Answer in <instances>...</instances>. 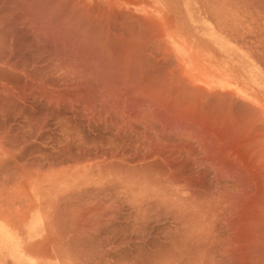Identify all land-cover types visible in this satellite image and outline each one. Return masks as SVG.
<instances>
[{"label": "rangeland", "instance_id": "rangeland-1", "mask_svg": "<svg viewBox=\"0 0 264 264\" xmlns=\"http://www.w3.org/2000/svg\"><path fill=\"white\" fill-rule=\"evenodd\" d=\"M52 2L54 5H52ZM49 5L50 6L52 5L51 7L55 6V8L54 7L51 8ZM46 6L47 7L49 6V9H47ZM227 7L229 9H227ZM72 8L73 9L75 8L76 10L74 9L75 11H73ZM103 8L104 11H102ZM40 9L43 11H41ZM98 9L99 11L101 9V11L99 12ZM84 10L86 11L88 10L87 12L89 13H91L90 11H92L91 13L92 16L93 14H96L94 15L96 17L97 14L101 15V16L98 15V17L103 16L102 18L105 20L103 22L104 23L103 26L104 28L105 27L108 28L105 29V33L106 30L109 31V29L112 30L114 28L113 29L114 31L112 30V34L114 36L115 34L114 32L116 30L118 32V33L116 32L117 36L113 37L111 32L109 33L107 32L108 34L111 35H109L110 38L108 37L109 40H106L107 36L106 37L104 36L108 34H104L103 32L104 29L103 31L101 29L99 30L98 29L99 25L97 26V29L99 30V32H102L104 36L101 35V33H98V30H97L98 35L95 34L96 32L94 31L96 29L94 26L95 24H97V22L95 20L94 21L96 23L93 22V20H91L92 18H89L90 20L89 19L86 20V23L87 26H89L88 27L89 30L94 28V31L92 29L90 32L88 28H86V31H83V29L80 26L83 27L84 23L79 20L77 14L80 15V13ZM73 12H75L77 16L73 14ZM73 15L76 17H74ZM109 17H112L113 20ZM75 18H77L76 19L77 21H75ZM73 19L75 22H77V24L79 23L78 27L76 23H73ZM69 21H71V23ZM66 22L67 24H65ZM90 22H93L95 24L91 23L92 27H90ZM111 24H114V26ZM115 25L118 27H116ZM74 26L76 27L74 28ZM110 26H112L113 28ZM121 29L124 31H122ZM93 35L95 37H93ZM96 36L99 39H101L100 37L103 36L102 37L103 40L101 39V41L103 42H104V38H106L105 40L107 42L111 40V42L113 43L115 41V43H113L115 47L117 45L116 41L118 42V39L119 40L123 39L122 43L119 41L116 47L117 50L115 49L116 52L118 51L119 55H116L117 53L113 51V53L117 57L119 56L118 59L129 58L133 53L135 56H138L136 57L137 59L142 58L143 60H140L141 61L140 62L138 59L137 62L138 64H135L133 63V60L135 59V56L133 55L131 57H134V59L133 58L130 59L131 57L129 58V60H131L132 63L129 60L127 61L129 63H127L125 62L127 59L125 61L124 59H122L123 62H125V66L122 65L123 67H125L123 68L125 69L124 72L122 71L121 68L122 66L121 67L119 65L116 66L120 68L121 71L120 70L119 71L122 72L120 73L118 69L114 66L118 62V59H116L117 57H115L114 54L112 55V53H110L109 51L110 49L111 51L114 50L115 47L112 44L114 48H110L111 45L110 43L107 42H106L107 44H105L104 42L103 45L100 44V46H98L100 42L96 41L98 40ZM111 36L113 37V39L117 38L118 36L119 38L113 40L111 39L112 38ZM138 37L140 38V40L142 39L141 40L142 43H139L140 42L139 40L134 41L135 39H138ZM126 41L127 42L129 41L128 44H130V42L132 41L131 43L132 45H134V47L137 46L139 48L140 46L141 49L139 50V52L141 51V53L138 52L140 55L138 53H137L138 55L135 54L138 51V50L136 51V49H134V51L136 52L132 51L131 53L130 50H133L132 48L134 47L131 46V44L126 47L127 44ZM96 42L99 43L97 44ZM120 43L126 47L127 52L130 51L128 53V54L131 53L130 55H128L129 57L126 55L127 53H125L124 50L125 47H123V45L121 46L124 48L122 50L123 52L120 51L122 49L119 45ZM256 43H258L259 47H261L259 49L260 52H258L257 55L260 58V60L263 57V61H264V55H263L264 54V0H51V2L50 0L49 1L48 0H0V108L2 109L4 108L3 109L4 115L2 116V118H4L6 122H9L12 128L18 127L20 125L21 136L26 137L27 141L36 139L37 141L41 142L43 171L44 172L53 171L57 173L59 177L58 186L60 188L74 187V188L84 189L83 192L84 196H80V198L83 199L85 203L101 206V215L105 213V219H106L105 231L107 236L106 247L108 254L114 253L115 251L120 252L122 254V260H121L122 264H166V262L168 264V262L172 260L171 257L173 255V251L170 249V244L168 240L164 239L166 237V232L164 233L163 226L168 225L165 224L166 222L168 223L164 215L165 213H162L164 210L162 211L161 208V210L159 209L161 211L160 212L159 210L155 209V206L152 204H148L142 207L137 206L136 202H134L132 199L133 196H131V193H129L127 190L123 188H118L117 186L114 185L113 182L108 183L109 181H111L108 175H106L108 173L105 174V172H101V170L111 169L120 172L121 174L123 173V175L130 174L133 171L131 170L132 166L136 165L132 159L140 154L141 148H143L142 151H144L145 149L144 141L146 140H144V138L146 137H144V135L148 134L149 131L148 129L152 130L154 128L155 130H160V131L162 130V132H160L161 134H163V130H164L165 136L167 137L169 136L170 138H173L172 136H174L175 134L174 131L175 132L180 131L179 128L181 127L179 124H176L177 118L174 115V113L178 114L177 112H175L176 110L173 111L174 110L173 108L170 110V112H168L167 107L164 104L165 101L162 102V104H164L165 106L161 105V102H159L162 101V99L166 98L167 93L166 95L164 93L166 91L167 92L169 91L167 90L168 88L167 85L164 84L165 83L164 81L166 80V83L171 84L173 83L171 82V79L175 80L176 77L179 78V75H181L188 82L187 84L188 86H190L189 84H193V83H194L193 86H196V82L194 81L193 77L189 72L190 69L189 66L191 65L194 68L199 67L201 70L202 80L212 79V78L219 80V83L230 87L228 89V93L234 96L233 97L228 95L227 98V96L225 95L222 94L220 95L219 93L217 94L212 92V95L215 96L211 100V98L209 97H211L212 95L210 93H205L206 95L204 94L203 97L208 96L207 97L208 100L207 101L205 100L203 103L205 107L204 110L203 108L200 107L201 109L200 114L201 113L204 114V112L208 113L207 111H209V109L212 108L211 105H215L216 102L215 107L213 106L215 109H217V111H214L215 115L216 112L218 113L221 112L224 115L225 113H223V110L224 107H226L227 105V103L226 105H223L225 104L224 103L225 101L223 100L224 102H222L221 100V98L224 97L223 99L227 98L226 101L228 100L227 102L230 103L227 105L229 107L228 109H232L233 110L232 112L235 111L233 115L235 114L236 115L234 117H236V119H238L237 117H240L239 120H237V123L241 119L243 120V122H241L242 120L240 121L242 123L240 127H242L243 124H245L244 121L246 120H248L249 122L252 121L249 120L248 118L250 119L253 118L254 124L251 122L253 125L252 126L250 125V127L252 128L253 126H256V128L253 127L251 129L249 126H244L245 128L243 127L242 129H246L245 130L247 131L246 133L250 131L251 133H248L250 134V136L252 134L253 137L254 136L256 138L259 137L257 140L258 141L257 145L258 146L260 145V149H258L259 148L258 147L254 150V152L253 151L251 152L252 154L250 153L251 154L250 160H255V162L260 161L259 165L262 167V171L261 173H253L248 171L249 169L247 168L246 164L241 163L239 165L240 162L239 159L241 157L238 158L239 156L236 157L234 154L231 155V158L229 159L231 160L229 161L227 166L229 168L226 171L221 170L222 166L220 165V163L222 164L223 162L225 163L224 157L226 156L227 150L228 149L231 150L232 145L236 142H239V137L241 136V134L239 133L241 129L237 131L240 128L239 125L238 127L236 125L235 126L233 125L234 128H231L230 127L231 124L230 125L227 124V122L230 121L226 118L227 115H224L223 117L222 115H220V113L217 114L218 116L216 118V123L219 122L218 126L220 125V121L221 123L224 122L223 118L227 120V122H224L225 123L224 124L225 128L223 127L224 129L221 127L223 126V124L219 126L223 129V131L221 130L223 134L216 133L217 134V135L215 134L216 137L213 136V143H214L213 145L216 146V148L218 149L217 151L218 154L215 156L216 157L215 163H217L216 167H218L217 174L214 173V170L210 166L209 168L208 165H206L209 164V162L203 161L201 159L202 156H200L199 154L200 150L197 149L198 147L196 146H194V148H196L194 153L195 152L196 153L194 156L191 155V157L190 156L188 157L189 160L190 158L193 159L190 161L187 159V165L189 171H192L193 173H199V175L203 174V176H205L203 180L206 181V184L209 186L208 188L210 190L212 189L211 192L213 194L216 193L220 194L222 201L226 198L225 202L227 201V204L225 202H222V205H224L225 208L223 206L222 207L224 210L225 209L226 210L222 211L223 209L221 208L222 210L217 212L219 213L218 215H220L218 216V218L220 219H218L217 223H219L220 220L221 221L220 224L214 222V225L215 224L218 225V226L217 225L214 226V228L216 227L215 229H217L219 226L221 225L223 226L224 224L226 225V227L223 226L222 229L224 231L226 228L228 232H226L225 230V235H224L223 234L224 232L221 233L222 229L221 231L218 229L220 232L217 230L218 234L221 235L223 234L222 236L219 235L220 238L222 237L220 239L221 242H218L219 240L218 234L215 236L216 239L213 238L211 241H209V239L208 240L202 239V240H198L195 244L194 240H190V244H187L185 246L187 247V249L184 252V257H183L184 264H216L218 261L219 263L217 264H227L228 262H230L228 264H244V263L264 264V258H263L264 252L263 253L260 252L261 250L260 247L264 250V224H263L264 220L261 221L262 222L261 225L255 221L254 214L257 212H255V208H253L254 204L256 206H259L258 209L262 213L261 217H264L263 216L264 215L263 212L264 164L262 165V163H264V158H262L264 157L262 156V153L264 155V150H263L264 148L263 147L264 146V138H263L264 137V69L262 66L263 63L254 61L252 58H248L247 60L246 53L239 54L238 53L239 51L237 49V48H246L247 50L249 49L248 51L250 52L252 51ZM101 45L103 46L102 49H104L107 46L109 50H107L108 48L107 49L105 48L104 50L107 51L105 53L103 52L104 50L101 51L103 52V54L100 51L97 52V50H102L100 48ZM118 47H120L119 48L120 50L118 49ZM175 48L179 50L178 53L176 52L178 50H175ZM99 52L101 53L103 59L100 58L101 56ZM121 53L122 54L124 53L126 57L125 56L121 57L120 55ZM86 54L88 55L86 56ZM106 54L108 55L110 54V56L113 57H109ZM103 55L109 58L108 59L104 58ZM144 55L145 57L143 58L142 56ZM110 58H112L111 59L112 61L109 60ZM145 58H147L148 62H146ZM100 59L104 63H102ZM137 59L135 60L137 61ZM77 60L80 61L78 62ZM113 60L115 63L114 65L112 64ZM120 61L121 59L119 60V62ZM142 61L143 62L145 61L144 62L145 64ZM81 62L83 64L84 63L86 64L83 65ZM81 64L83 65L82 67L84 68L81 67ZM118 64H121V62ZM130 64L132 67L137 65L139 68L134 67L135 69L134 68L131 69L130 68L131 66H129ZM255 64H260V66L259 65L256 66ZM127 66L129 67V69ZM166 67L168 71L166 70L167 72L165 71L166 72L165 74L169 76L170 73L172 75L173 72H175L174 73L175 77H173V75L172 76L170 75L168 77L170 79L164 77L163 74ZM160 69L161 70L163 69V71H161ZM139 71L140 74L137 77L138 75L137 72ZM185 71H187L186 74ZM159 72H163L162 75H160L161 73ZM115 73H118L117 76H115L116 75ZM144 73L146 75H144ZM125 74L126 76H124ZM148 75L152 80L148 77ZM132 77L134 78V80L132 79ZM160 77L161 78L163 77L165 79L163 78L161 79ZM182 77L179 79L180 81L185 80L182 79ZM154 79H156V82H158L161 79L158 82L159 84H161L160 86H162V84H164L163 86L166 85L165 92L163 91V89L159 91L157 90L159 93L163 91L164 92L163 94L161 93L159 95L158 92L155 90L157 94H155L156 96L154 98L158 99L159 101L155 100L154 98L151 99L146 97V95H148L149 92L144 94L145 91H148L150 87L149 86L150 82L152 84L150 87L151 91L153 90L152 87L156 88L159 86V84H157ZM144 80L148 81V83L145 82ZM162 80H164L163 83ZM169 80L170 82H167ZM179 80H177L176 78L175 82L176 81L179 82ZM127 81H130L131 83ZM138 81L139 83H141L142 88L143 86L146 88V90L143 89L144 90L143 91L141 90L140 87V90L141 92H143L144 97L141 92L139 93L137 92V90L140 91L139 90L140 84H138ZM141 81L143 82V84ZM186 81H182V83L184 82L183 84H179V83H178L179 85L175 84L177 85L176 86L177 88L179 87V90L174 89L176 87H174V85L171 84L173 86V88L172 87L171 88L174 91L171 90L172 93L171 91L169 92L171 94H174V96L176 95L175 96L176 100L177 99L180 100V96L181 98L182 97L185 98L187 96V93L184 92L185 89L183 88L184 86L186 87V83H187ZM136 84H138L137 85L138 89ZM144 84L146 85L148 84L149 87L147 86L148 87L147 88ZM180 85H184L182 87L183 89L180 88ZM116 86L118 87L116 88ZM135 86L136 88H134ZM159 88H163V87H158L156 89ZM126 89L128 90L126 91ZM231 89L239 94L236 93L233 94ZM132 90L133 91L136 90L137 93L135 92L136 93L135 94L133 92L132 94L131 92ZM180 90L183 92H181ZM189 90H191V87L189 88ZM179 91L181 93H179ZM155 92L154 90L152 91V93ZM223 92L225 91H222V93ZM150 95L151 93L149 94V97ZM160 96L163 98H161ZM216 96L219 99H217ZM229 98L232 99L229 100ZM143 100L145 101V103L143 102ZM154 100L156 102H154ZM248 100H253L255 103L252 102L254 104L251 105V103H249ZM156 103L158 104V106L156 105ZM145 104L147 107L144 106ZM175 104L176 102L174 101V104L172 102L170 106L172 107ZM250 105L253 106L255 110L260 109L261 111L256 110V112H258L256 113L253 111L252 108L251 110L252 112H251L249 109H247L248 107H250ZM154 107L156 108L159 107V109H161L164 114L165 112L166 113L168 112L167 113L168 120L172 125L170 124L166 130L161 127L162 125L157 120L153 121L155 122L154 123L155 126L157 124L156 128L155 126L152 128L151 125L152 121L149 120L153 119V116L150 114V112H151V108ZM221 108H223V110H221ZM245 108H246V114L247 115L250 114V116L248 115L246 117V114L244 113ZM241 109L244 110L243 113ZM247 110H249V112H247ZM146 111H148L149 114ZM172 113H173V117H172ZM206 113L204 115H206ZM241 113L243 115L245 114V116H243ZM142 114L143 116H141ZM257 114L259 115L260 120H258L259 117L257 116ZM219 116H222L223 118ZM142 117L143 119H147L151 124L146 120H144L146 121L144 124ZM128 120L131 121L129 122ZM171 120L175 122L173 123ZM120 122L121 123L123 122L122 125H120L121 124ZM115 124L118 125L116 126ZM137 124L139 126L142 125L141 126L142 128L139 127ZM259 124L261 125L263 124V125L261 126ZM125 125L128 127H126ZM121 126H123V128ZM109 127H111L112 129ZM134 127L135 129H139V130L141 129L140 131L142 132L138 130V132H140L138 135V132L137 130L135 131ZM219 127L218 129H216V131L218 132H220ZM226 127L228 128L226 129ZM130 128L131 129L133 128L132 129L133 131ZM169 128L174 130L172 131V133L170 132V135L166 134ZM119 129L120 130L122 129V131H120ZM225 129L227 130L226 133H225ZM234 131L235 133H233ZM136 132L138 136L136 135ZM124 135H126V137ZM132 137L134 139L138 137L139 139H135L136 141L135 140L133 141ZM109 138L112 140H110ZM114 138L116 139V141ZM128 138L131 139V142H133L134 144L131 143ZM138 140L139 143L140 141H142L141 142L142 145L138 143ZM262 140H263L262 142L263 144H261ZM124 141L126 142L129 141V143L133 145L131 146L126 145V142ZM208 141L209 140H207V142ZM250 141H252V139ZM113 142H117V143L114 144ZM122 142H124V145L122 144ZM246 142L247 141L245 140L244 142L245 144L244 143L241 144L240 148H242L241 150L243 151L245 150L249 151L248 149L251 147L249 142H247V144L250 147H247ZM255 144L256 143H253L252 146H254ZM115 145L118 146L116 147ZM139 145L141 146V148H139L140 147ZM114 146L116 148H113ZM121 146L123 147L125 146L127 150L130 151L128 152L127 150H125L126 149L125 147L123 148ZM118 148L119 150H117ZM137 152H139V154ZM255 152H257L256 156H258L257 157L258 160L256 159V156H254ZM73 153L74 155H72ZM114 153L119 154L122 158L119 164H115L116 160L111 157V155ZM222 154L224 155V157ZM185 156L186 155H183V157H181L182 160H186ZM126 159L128 162L126 161ZM128 159L130 160V162ZM92 160L94 162H89ZM196 162L197 164H195ZM192 165L193 167H191ZM203 165H206L207 167L206 166L203 167ZM254 166L258 167L257 164H255ZM192 168L193 170H191ZM206 169H210L207 170L209 172H207ZM259 175H261L260 178ZM240 181L243 182L242 185ZM256 181L258 183L260 182L261 185L263 186V187L261 186V191L260 189H258V185H257L258 183ZM104 190L105 192H103ZM256 194H259V197L260 196L261 197L258 198ZM227 196L229 197V199ZM261 198L263 199V201ZM255 199H257L256 202L257 204L254 203ZM248 202L253 203L252 208L254 211L250 207L251 206L250 204H249L250 206L245 205L248 204ZM258 202L261 203V205L262 204L263 205L261 206ZM150 205L153 206L152 211L155 209L154 211L156 213L155 212L153 214L151 213ZM232 207H234V209ZM249 207L251 208V210H248L250 209ZM227 208H230L229 210L231 211H227L228 210ZM156 210L159 212V214L162 213L163 215L162 214L159 215ZM221 211L223 215H221L220 213ZM226 211L229 213V215H231V217L227 216L228 213H226L225 216ZM148 212L150 213V215L151 214L154 215L153 217H156L157 215L156 218H159L162 215L163 219H160L161 218L160 217L156 221V219L151 217L152 215L150 216ZM149 218L150 220L152 218L155 221L152 222L149 220ZM163 221L165 222L164 224ZM243 224H245L246 226L245 225L243 226ZM157 225H159V227ZM238 225L241 226V228ZM152 227L153 229H151ZM159 228H161L160 231ZM243 228L245 229V231L243 230ZM256 230L259 234L258 235L259 237L257 236L258 240L255 239L257 235ZM243 232H245V234L248 235L245 234L242 235ZM229 233L231 234L230 238L227 236ZM249 233L252 235L254 234L255 238L253 237V239L255 240H253V242L252 239L249 238L250 237ZM162 234L165 235V237L163 238L165 241L162 239L163 237ZM156 236L159 238H157ZM115 238H117V241L115 240ZM155 238L157 242L155 241ZM259 238L261 239V244ZM215 240L218 243L216 242L214 243ZM250 240L252 243L250 242ZM257 241L259 243V246L257 245L258 244ZM206 242H208L209 244ZM198 243H200L201 245H199ZM156 244H158L157 249H155L157 247ZM161 244H163L162 248L166 246L164 249H162V251L161 248H159ZM221 244H223V248L218 247V246H222ZM151 245H153V247ZM154 245L156 246L155 248ZM195 245L197 246L199 245V249L201 248V246L204 245L203 247L204 250L206 248L209 249V247H210L209 250H211L213 249L212 247H214L215 248L214 250H216L217 252L215 251L214 253L213 252L214 250L213 251L211 250L213 252L212 254L215 256H210L211 253L209 251H207L208 252L207 254H204L206 253V250L204 251L203 249L202 251H204V253L201 250H200L201 252H199V250L197 251V247H195ZM254 245H256L260 250L254 247ZM249 246L252 248H250ZM254 249H256L257 251L256 250L253 251ZM154 250L155 252H152ZM221 250L222 251L224 250L225 252L224 251L221 252ZM254 253H257V255L256 254L254 255ZM203 254L206 255V257L203 256ZM243 254H245L246 256ZM254 256L256 257V259L259 257L257 259V262ZM221 258L222 261L220 260Z\"/></svg>", "mask_w": 264, "mask_h": 264}, {"label": "bare ground", "instance_id": "bare-ground-1", "mask_svg": "<svg viewBox=\"0 0 264 264\" xmlns=\"http://www.w3.org/2000/svg\"><path fill=\"white\" fill-rule=\"evenodd\" d=\"M49 1V0H48ZM44 2V1H43ZM47 2V1H46ZM50 2H51V0H50ZM68 2V1H67ZM56 3H58V2H56ZM62 4V3H61ZM52 5H54L53 4V2H52ZM51 5V6H52ZM224 5V4H223ZM50 6V5H49ZM49 6L47 7V9H49ZM50 6V7H51ZM225 6V5H224ZM41 7V6H40ZM43 7V6H42ZM54 8H55V6H53ZM53 7H51V8H53ZM65 7V6H64ZM226 7V6H225ZM224 8V7H223ZM222 8V9H223ZM42 9V8H41ZM40 9V10H41ZM59 9V8H58ZM65 9V8H64ZM67 9H69V8H67ZM73 9V8H72ZM75 9V8H74ZM73 9V11H75ZM81 9V8H80ZM227 9H229L228 7H227ZM44 10H45V8H44ZM41 11H43V10H41ZM59 11H61V10H59ZM68 11V10H67ZM88 11V10H87ZM86 10H84V11H80L81 13H80V15L79 14H77L78 15V18H79V20L81 21V22H83L84 23V26L82 27V26H80L82 29H83V31H86V28H88L89 26H87V23H86V20H88L89 18H92L91 20H93V22H97V24H95V23H93V22H90V27H92L91 26V23H93V24H95V31H94V28H92L93 29V31L94 32H96L95 34H97V30L99 29H101L102 31H103V29H104V34H108L109 32H111V34H112V30L114 29L112 26H110V27H112L113 29L112 30H110L109 29V31H107L106 30V33H105V29L107 28V27H105L104 28V26H103V22L105 21L102 17H98V15L99 16H101L100 14H97V17L96 16H94V15H96V14H93V16H92V11H90L91 13H89V12H87ZM94 11V10H93ZM98 11H99V9H98ZM100 11H101V9H100ZM99 11V12H100ZM102 11H104V8H103V10ZM226 11V10H225ZM56 12V11H55ZM64 12V11H63ZM65 12H66V10H65ZM71 12H72V10H71ZM78 12V11H77ZM95 13V12H94ZM98 13V12H97ZM102 13V12H101ZM57 14V13H56ZM62 14H64V13H62ZM71 14V13H70ZM69 14V15H70ZM73 14H75V12H73ZM104 14V13H103ZM66 15V14H65ZM76 15V14H75ZM76 15V16H77ZM61 16V15H60ZM72 16V15H71ZM74 16V15H73ZM76 16H74V17H76ZM92 16V17H91ZM56 17H58V16H56ZM114 17V16H113ZM131 17V16H130ZM71 18V17H70ZM109 18H111L112 19V17H109ZM59 19V18H58ZM58 19H57V22H58ZM67 19V18H66ZM77 18H75V21H77L76 20ZM115 19V18H114ZM124 19V18H123ZM126 19H128V18H126ZM70 20V19H69ZM90 20V19H89ZM95 20V21H94ZM113 20V19H112ZM74 21V19H73V23H76L77 24V22H75ZM101 21V22H100ZM111 21V20H110ZM116 21V20H115ZM114 21V22H115ZM118 21V20H117ZM127 21V20H126ZM129 21V20H128ZM70 23H71V21H69ZM80 22V23H81ZM88 22V21H87ZM112 22V21H111ZM125 22V21H124ZM109 23V22H108ZM113 23V22H112ZM65 24H67V22L65 23ZM79 24V23H78ZM78 24H77V27H78ZM82 24V23H81ZM89 24V23H88ZM92 24V25H93ZM110 24V23H109ZM109 24H108V26H109ZM69 25V24H68ZM75 25V24H74ZM99 25V26H98ZM106 25V24H105ZM111 25H113L114 26V24H111ZM97 26H98V29H97ZM107 26V25H106ZM116 26V25H115ZM76 26H74V28H75ZM116 27H118V26H116ZM129 27V26H128ZM79 29V28H78ZM77 29V30H78ZM92 29H90L89 30V28H88V30L91 32V30ZM108 29V28H107ZM124 29V28H123ZM76 30V31H77ZM99 30H98V33H101V35H103L102 34V32H99ZM122 30V29H121ZM114 31V30H113ZM122 31H124V30H122ZM121 31V32H122ZM138 31V30H137ZM108 32V33H107ZM116 30H115V34H114V36L116 37L117 35H116ZM120 32V31H119ZM126 32H128V31H126ZM133 32V31H132ZM4 33H6V32H4ZM84 33V32H83ZM118 33V32H117ZM131 33V32H130ZM76 34H77V32H76ZM87 34V33H86ZM85 34V35H86ZM94 34V33H93ZM111 34H108V35H103L104 37H106V38H104V42H105V44H107V43H110V45H111V47H110V45H109V47L110 48H114L115 46H114V44L113 43H115V41L112 43L111 42V40L109 41V42H107L106 40H109V35H111ZM121 34V33H120ZM124 34V33H123ZM122 34V35H123ZM132 34V33H131ZM130 34V35H131ZM136 34H138V33H136ZM225 34V33H224ZM8 35V34H7ZM98 35V34H97ZM227 35V34H226ZM89 36V35H88ZM87 36V37H88ZM103 36H101L100 38L102 39V37ZM112 36H113V34H112ZM111 36V37H112ZM113 36V37H114ZM124 36V35H123ZM126 36V35H125ZM223 36V35H222ZM82 37V36H81ZM93 37H95L94 35H93ZM109 37V38H108ZM113 37L111 38V39H113ZM132 37V36H131ZM141 37H143V36H141ZM96 38L98 39V40H96V41H99V42H96L97 44H98V46H100V44H102L103 45V41H101V39H99L97 36H96ZM117 38H119V36L117 37ZM117 38H114L113 40H115V39H117ZM124 38H126V37H124ZM135 38H137V37H135ZM225 38V37H224ZM106 39V40H105ZM121 39V38H120ZM133 39V38H132ZM131 39V40H132ZM231 39V38H230ZM88 40V39H87ZM91 40V39H90ZM103 40V39H102ZM127 40V39H126ZM134 40V39H133ZM140 41L139 43H142L141 42V40H140V38L138 37V39H135L134 41ZM232 40V39H231ZM119 41L122 43V41H123V39H121V40H119L118 39V42L116 41V43H117V45H118V43H119ZM238 41H239V39H238ZM250 41H252V40H250ZM91 42V41H90ZM94 42H95V40H94ZM107 42V43H106ZM129 42V41H128ZM128 42L126 41V47L128 46V45H130L131 44V46H133L134 47V45H132V41L130 42V44H128ZM235 42V41H234ZM119 44L120 45V47L123 45V44ZM134 43H136V42H134ZM138 43V42H137ZM91 44V43H90ZM93 44V43H92ZM112 44H113V46H112ZM240 44V43H239ZM101 45V49H102V46ZM117 45H116V47H117ZM137 45V44H136ZM139 45V44H138ZM171 45V44H170ZM237 45V44H236ZM97 46V45H96ZM104 46H106V45H104ZM142 46H145V45H142ZM238 46V45H237ZM114 48V50H112L111 51V49L109 50V48L106 46L105 48L107 49V50H109L110 51V53H112V55L114 54L113 53V51H115V49L117 50V48ZM120 47H118V49L120 48ZM123 47H125L124 45H123ZM123 47H121L122 49L120 50V51H122L124 48ZM126 47H125V53H127L126 55L128 56V55H130L131 53H132V51L133 52H136L137 50V52L135 53L136 55H138L139 53H141V51L139 52V50L141 49L140 48V46H139V48L136 46V47H134V48H132L133 50H130V48H129V50L131 51V53L130 54H128L129 52H127L126 51ZM130 47V46H129ZM99 48V49H100ZM104 48V49H105ZM138 48V49H137ZM261 47H259V45H258V43H256L255 45H254V47H253V49H252V51H248L246 48H237L238 49V53L239 54H242V53H246V57H247V60H248V58H252L254 61H257V62H261V63H263V69H264V61H263V57H262V59L260 60V58L258 57V55H257V53L258 52H260L259 51V49H260ZM104 49H102V50H97V52L98 51H103ZM134 49H136V51H134ZM173 49V48H172ZM94 50V49H93ZM107 50H104L103 52L105 53ZM175 50H178V49H176L175 48ZM108 51V52H109ZM242 51V52H241ZM85 52V51H84ZM95 52V51H94ZM99 52V53H100ZM103 52H101L102 54H103ZM123 52V51H122ZM139 52V53H138ZM177 53L179 52V50L178 51H176ZM101 53H100V58H102V55H101ZM115 53H117L116 55H119L118 54V51L116 52L115 51ZM138 53V54H137ZM148 53V52H147ZM253 53V54H252ZM89 54V53H88ZM88 54H86V56L88 55ZM124 54V53H123ZM122 53L120 54L121 55V57L123 56H125V54L123 55ZM85 55V54H84ZM107 56H109V57H113V56H110V54L108 55V54H106ZM115 55V54H114ZM115 55V57H117ZM132 55L133 56H135L133 53H132ZM131 55V56H132ZM140 55V54H139ZM254 55V56H253ZM264 55V54H263ZM107 56H104L103 55V57L104 58H107ZM130 56V57H131ZM179 56V55H178ZM85 57V56H84ZM108 57V58H109ZM115 57H114V59H115ZM126 57V56H125ZM129 57V56H128ZM129 57V58H130ZM136 57H138V56H135V59H137ZM140 57V56H139ZM143 58L145 57V55L144 56H142ZM147 57V56H146ZM184 57V56H183ZM98 58V57H97ZM107 58V59H108ZM119 58V56L116 58V59H118ZM129 58H120L121 59V64H118V63H120L119 62V60L120 59H118V62L116 63V65H114L115 63H114V60H113V62H112V64L116 67L117 65H119L120 67L123 65V66H125V62H127L128 60H129ZM134 59V57H131L130 59ZM148 58V57H147ZM147 58H145L146 59V62H148L147 61ZM179 58V57H178ZM257 60H256V59ZM85 59V58H84ZM103 59V58H102ZM106 59V60H107ZM112 58H110L109 60L110 61H112L111 60ZM122 59H124V61L125 62H123V60ZM133 60V63H135V64H138L137 62H138V59H137V61L136 60ZM144 59V60H145ZM69 60V59H68ZM99 60V59H98ZM101 60V59H100ZM105 60V59H104ZM140 60H143L142 58H140L139 59V61ZM151 60H152V58H151ZM181 60V59H180ZM71 61V60H70ZM69 61V62H70ZM78 62L80 61V60H77ZM130 62H131V60H129ZM135 61V62H134ZM101 62H102V60H101ZM100 62V63H101ZM116 62V61H115ZM141 62V61H140ZM143 62V61H142ZM145 62V61H144ZM143 62V63H144ZM152 62V61H151ZM68 63V62H67ZM66 63V64H67ZM82 63V62H81ZM102 63H104V62H102ZM108 63V62H107ZM111 63V62H110ZM123 63V64H122ZM127 63H129V62H127ZM126 63V64H127ZM132 63V62H131ZM155 63V62H154ZM251 63H253V62H251ZM72 64V63H71ZM83 64V63H82ZM81 64V67L84 65V64H86V63H84L83 65ZM134 64V65H135ZM145 64V63H144ZM143 64V65H144ZM149 64V63H148ZM174 64V63H173ZM64 65H65V63H64ZM96 65V64H95ZM133 65V64H132ZM151 65H152V63H151ZM164 65V64H163ZM162 65V66H163ZM175 65V64H174ZM256 66H260V64H255ZM77 66V65H76ZM80 66V65H79ZM89 66V65H88ZM97 66V65H96ZM99 66V65H98ZM110 66H112V65H110ZM121 67L122 68V71L124 72V70L125 69H123V68H125V67ZM129 66H131V64L129 65ZM140 66H141V63H140ZM155 66V65H154ZM157 66V65H156ZM158 66H160V65H158ZM170 66V65H169ZM95 67V66H94ZM108 67V66H107ZM128 67V66H127ZM134 67H138L137 65H135ZM134 67H130L131 69L132 68H134ZM165 67V66H164ZM172 67H175V66H172ZM176 67H177V64H176ZM82 68H84V67H82ZM82 68H81V70H82ZM117 69H118V71L120 70V68H118V67H116ZM115 68V69H116ZM139 68V67H138ZM184 68V67H183ZM182 68V69H183ZM186 68V67H185ZM189 72H190V74H191V76L193 77V79H194V81L196 82V86H193V84H189L190 86H188L187 84H188V82L186 81V79L184 78V77H182L181 75H179V78L178 77H176L177 78V80H179L181 77H182V79H185V80H182V81H186L187 83H186V87L184 86V85H180V88H182L183 86V88L185 89V93H187V96L185 97V98H181V96H180V100H181V103H180V100L179 99H175V96H174V94H171L172 93V91H174V90H172V88H173V86L171 85V84H173L174 85V87H176L177 85H175V84H183L182 83V81H180L179 80V82H175V80H176V78H175V80H172L171 79V82H173V83H166V80L164 81V80H162V83H163V81L165 82L164 84H166L167 85V90H169V91H171V93L169 92H165V89H166V85L165 86H163L164 84H162V86H160L161 84H159L158 82L163 78H161L158 82H156V79H154L155 80V82L157 83V84H159V86L158 87H163V88H159V89H156V88H158V87H156V88H154V87H152V89L154 90V92H155V90L157 91H159V90H162L163 89V91L165 92H161L162 94L164 93L165 95H166V93H167V95H166V98L165 99H162V101H159L158 99H156V98H154L156 95L155 94H157L156 92L155 93H152V91H151V89H150V87H151V82L149 83V86H148V84L146 85V84H144L146 87L148 86L149 87V89H150V91H149V89H148V91H145V93L144 94H146L147 92H149V94L151 93V95H150V97H149V94L148 95H146V97H148V98H151V99H155V100H157V101H159V102H161V105H163V106H165L166 105V107H167V111L168 112H170V110L171 109H173L174 108V110L173 111H175V112H177L178 114H175L174 113V115H175V117L177 118V123L176 124H179L180 125V127L181 128H179L180 129V131H177V132H175L174 130H172L171 128H169L168 129V131H167V133L166 134H168V135H170V132L172 133V131H174V136H172L173 138H170L169 136V138L167 137V136H165V134H164V130H163V134H161L160 132H162V130L160 131V130H155L153 127L155 126V122H153V121H158L162 126V128L163 129H167L168 128V126L171 124L170 122H169V120H168V115H167V113L165 112V114L163 113V111L161 110V109H159V107L158 108H156V107H154V108H151V112H150V114L153 116V119L152 120H149V121H152L151 123L147 120V119H143V117H142V119H143V121L144 120H146V121H148L151 125H152V130H150V129H148L149 131H148V134H146V135H144V137H146V138H144V140H146V141H144L145 142V144H144V146H145V149H144V151H142V149L143 148H141V146L139 147V148H141V152H140V154H139V152H137L139 155L138 156H133L134 158L132 159L133 160V162H135V164L136 165H134V164H132V165H134V166H132V168H131V170H133L130 174H126V175H123V173L121 174L120 172H117V171H115V170H111V169H102L101 170V172H105V174L106 173H108V174H106V175H108V177H109V179H111V181H109L108 183H111V182H113L114 183V185L115 186H117L118 188H123V189H125V190H127L129 193H131V196H133L132 197V199H133V201L134 202H136V204H137V206H140V207H142V206H145V205H148V204H152V205H154L155 206V209H157V210H161V208H162V213H165L164 215H165V218H166V220L168 221V223L166 222H164L163 221V224L165 223V224H168V225H165V226H163L162 228H163V231H164V233L166 232V237H165V235H163V237H162V239L164 238V239H167L168 240V242H169V244H170V249L173 251V255H172V257H171V259L172 260H170L169 262H168V264H184V259H183V257H184V252H185V250L187 249V247H185L187 244H190V240H194L195 241V244H196V242L198 241V240H202V239H205V240H208L209 239V241H211L213 238L214 239H216L215 238V236L218 234V231L220 230L221 231V229L223 228V226H225L226 227V225H224L223 224V226L221 227V226H219L217 229H215L214 228V226H216L217 224H220V221H219V223H217L218 222V219H220V218H218V216H220V215H218L219 213H217V212H219L220 210H222L223 209V207H224V205H222V202H225V199L222 201L221 200V196H220V194H218V193H216V194H213L212 192H211V190L208 188L209 186L206 184V181H204L203 179H204V177L205 176H203V174L201 175H199V173H193L192 171H189L188 170V165H187V159L189 160V156L191 157V155L192 156H194L195 155V153H194V151H195V149L196 148H194V146H196V147H198L197 149H199L200 150V156H202V160L203 161H206V162H209V164H206V165H208V167L210 166L213 170H214V173L215 174H217V172H218V167H216L217 166V163H215V160H216V155L218 154V149L216 148V146H214L213 144V136H215L216 137V135L217 134H219V133H222V131H223V129L225 128V126H224V122H227V120L225 119V118H223L224 117V115H227V119L228 120H230V121H228L227 122V124L228 125H230L231 124V128H234V126L236 125L237 127H238V125H239V127H240V125L242 124L241 122H243V120L240 122V124H239V122L237 123V120H239V118L240 117H237L238 119H236V117H234L235 115H233L234 114V112H232L233 110L232 109H228L229 107L227 106L228 104H230L229 102H227L226 101V99L228 98V95L229 96H233V95H231V94H229L228 93V89L230 88V87H228L227 85H224V84H221V83H219V80H216V79H214V78H212V79H206V80H202L201 79V70H200V68L199 67H192L191 65L189 66ZM75 69V68H74ZM110 69V68H109ZM114 69V68H113ZM128 69H129V67H128ZM135 69V68H134ZM137 69V68H136ZM144 69V68H143ZM148 69V68H147ZM153 69V68H152ZM151 69V70H152ZM176 69V68H175ZM174 69V70H175ZM178 69V68H177ZM187 69V68H186ZM76 70V69H75ZM85 70V69H84ZM98 70V69H97ZM104 70V69H103ZM138 70H140V69H138ZM137 70V71H138ZM161 70V69H160ZM167 67H166V69L164 70V77L165 78H167V79H170V78H168L170 75H171V73H170V75L168 76L167 74H165L167 71ZM86 71V70H85ZM84 71V72H85ZM108 71V70H107ZM118 71H116V72H118ZM121 71V70H120ZM119 71V72H120ZM153 71V70H152ZM161 71H163V69L161 70ZM166 71V72H165ZM177 71V70H176ZM94 72V71H93ZM105 72V71H104ZM136 72V71H135ZM142 72V71H141ZM154 72V71H153ZM170 72V71H169ZM114 73V72H113ZM120 73H122V72H120ZM129 73V72H128ZM138 73V75H137V77L139 76V74H140V71L139 72H137ZM145 73H147V72H145ZM144 73V75H146ZM151 73V72H150ZM159 73H161L160 75H162V73L163 72H159ZM174 73L175 72H173V77H175L174 76ZM187 73V71H185V74ZM116 75L115 76H117V74L118 73H115ZM152 74V73H151ZM155 74V73H154ZM88 75V74H87ZM123 75V74H122ZM132 75H135V74H132ZM153 75V74H152ZM156 75V74H155ZM154 75V76H155ZM165 75H167V76H165ZM171 75V76H172ZM113 76V75H112ZM114 76V77H115ZM119 76H121V75H119ZM124 76H126V74L124 75ZM177 76V75H176ZM109 77V76H108ZM148 77H149V75H148ZM152 77V76H151ZM157 77V76H156ZM187 77H188V75H187ZM186 77V78H187ZM99 78V77H98ZM117 78V77H116ZM115 78V79H116ZM121 78V77H120ZM119 78V79H120ZM129 78V77H128ZM146 78V77H145ZM150 78V77H149ZM165 78H163V79H165ZM191 78V77H190ZM114 79V80H115ZM132 79L134 80V78L132 77ZM147 79V78H146ZM151 79V78H150ZM159 79V78H158ZM109 80V79H108ZM125 80H126V78H125ZM125 80H123V81H125ZM129 80V79H128ZM152 80V79H151ZM112 81V80H111ZM117 81H119V80H117ZM145 81V80H144ZM127 82H129V83H131L130 81H127ZM126 82V83H127ZM142 82V81H141ZM145 82H147L148 83V81H145ZM167 82H170V80L169 81H167ZM181 82V83H180ZM153 83V82H152ZM161 83V82H160ZM112 84V83H111ZM115 84H117V83H115ZM114 84V85H115ZM138 84H140V86H139V90H140V87H141V83H139V81H138ZM138 84H136V86L138 85ZM142 84H143V82H142ZM178 84V85H179ZM120 85H121V83H120ZM124 85V84H123ZM126 85V84H125ZM155 85V84H154ZM107 86H108V84H107ZM136 86L134 87V88H136ZM143 86V85H142ZM118 86H116V88H117ZM124 87V86H123ZM147 87V88H148ZM165 87V88H164ZM172 87V88H171ZM191 87V90H189V88ZM102 88H103V86H102ZM133 88V87H132ZM171 88V89H170ZM182 88V89H183ZM186 88H187V91H186ZM137 89H138V86H137ZM146 90V88L143 86V88L141 87V90ZM174 89H178L179 90V87L177 88H174ZM125 90V89H124ZM128 89H126V91H127ZM141 90L140 91H138L137 90V92L139 93V92H141ZM143 90V91H144ZM175 90V91H176ZM232 90V89H231ZM114 91H115V89H114ZM157 91V92H158ZM181 91V90H180ZM179 91V93H181V92H183V91H181L180 92ZM222 91H225V92H223V93H225V94H223L222 93ZM125 92V91H124ZM132 92V94H133V92L135 93L136 92V90L135 91H131ZM136 92V93H137ZM212 92H214V93H219L220 95L222 94V95H225V96H227V98H225V99H223L224 97H222L221 98V100H222V102H224L225 104H223V105H226V103H227V105H226V107H224V110H223V108H221V110H223V113H225L224 115L221 113V112H219L220 113V115H222V116H219V117H222L223 119H224V122L223 123H221V121H220V125H222L223 124V126H221V127H219L218 126V123H216V118H217V114H219L218 112H216V115H215V113H214V111H217V109H215L214 107H215V105H216V102H215V105H211L212 106V108H210L209 109V111H207L208 113H206V112H204V114L206 113V115H204L203 113H201L200 114V107L201 108H203V110L205 109V107H204V105H203V103H204V101L206 100H208V96H206V97H203V95L205 94V93H210L211 95H212ZM232 92H233V94H239V93H237V92H235L234 90H232ZM122 93V92H121ZM135 93V94H136ZM142 93V95H143V92H141ZM161 93H159L158 92V94L160 95ZM174 93V92H173ZM112 94V93H111ZM131 94V95H132ZM154 94V95H153ZM210 94H208V95H210ZM227 94V95H226ZM108 95V94H107ZM123 95V94H122ZM138 95V94H137ZM139 95H141V94H139ZM159 95H157V96H159ZM206 95V94H205ZM120 96H121V94H120ZM215 95H212L211 97H209V98H211V100H212V98L214 97ZM218 96V95H217ZM217 96H216V98H217ZM131 97V96H130ZM141 97V96H140ZM143 97H144V95H143ZM161 97V96H160ZM219 97V96H218ZM234 97V96H233ZM135 98V97H134ZM138 98V97H137ZM161 98H163V97H161ZM238 98V97H237ZM122 99V98H121ZM136 99V98H135ZM142 99V98H141ZM150 99V100H151ZM215 99V98H214ZM217 99H219V98H217ZM232 99V98H231ZM230 98H229V100H231ZM234 99V98H233ZM119 100V99H118ZM132 100V99H131ZM146 100H148V99H146ZM149 100V101H150ZM154 100V102H156ZM161 100V99H160ZM210 100V101H211ZM220 100V101H221ZM224 100V101H223ZM165 101V105L164 104H162V102H164ZM174 101L176 102V104L175 105H173L172 107L170 106L171 104H172V102H173V104H174ZM217 101V100H216ZM219 101V100H218ZM139 102H140V100H139ZM143 102L145 103V101L143 100ZM148 102V101H147ZM222 102H221V104H222ZM232 102V101H231ZM248 102L249 103H251V105L252 104H254L255 102L253 101V100H248ZM252 102H254V103H252ZM141 103H142V101H141ZM158 103V102H157ZM156 103V105L158 106V104ZM206 103V102H205ZM212 103V102H211ZM210 103V104H211ZM220 103V102H219ZM233 103V102H232ZM154 104V103H153ZM210 104H209V106H210ZM213 104H214V102H213ZM218 104V103H217ZM155 105V106H156ZM161 105H160V108H161ZM222 105V106H223ZM233 105V104H232ZM250 105V107H248L247 109H249L250 111L252 110V108H253V111L254 112H256V110H255V108L253 107V106H251ZM256 105V104H255ZM145 107H147L146 106V104L144 105ZM206 106V105H205ZM208 106V107H209ZM214 106V107H213ZM220 106V105H219ZM248 106V105H247ZM152 107V106H151ZM166 107H165V109H166ZM221 107V106H220ZM114 108V107H113ZM217 108V107H216ZM111 109V108H110ZM144 109V108H143ZM208 109V108H207ZM218 109H219V107H218ZM244 109V108H243ZM148 110V109H147ZM155 110H157V111H154ZM220 110V111H221ZM249 110H247V112H249ZM143 111V110H142ZM141 111V112H142ZM166 111V110H165ZM219 111V110H218ZM241 111H242V113L244 112V110H242L241 109ZM257 111H261L260 109H258ZM124 112V111H123ZM141 112H140V114H141ZM148 114H149V112L148 111H146ZM172 112V111H171ZM252 112V111H251ZM237 113V112H236ZM241 113V114H242ZM245 114H246V108H245V112H244ZM256 113H258V112H256ZM144 114H145V112H144ZM155 114V115H154ZM205 116H203V115ZM245 114L243 115V116H245ZM260 114H261V112H260ZM130 115V114H129ZM150 115V116H151ZM207 115H208V117H207ZM249 116H250V114H248ZM247 114H246V117L248 116ZM141 116H143V114L141 115ZM149 116V115H148ZM147 116V117H148ZM239 116H241V115H239ZM257 116L259 117V115L257 114ZM131 117V116H130ZM140 117V116H139ZM146 117V116H145ZM144 117V118H145ZM156 119H155V118ZM172 117H173V113H172ZM174 117V118H175ZM208 119H207V118ZM229 117V118H228ZM256 117V116H255ZM135 118V117H134ZM151 118V117H150ZM231 118H232V120H231ZM257 118V117H256ZM118 119V118H117ZM245 119V118H244ZM249 120H252V121H248V120H246V121H244L245 122V124H243V126L242 127H240L237 131H239L240 129V133L239 134H241V136L239 137V142H236V143H234L233 145H235V146H233L232 145V148H231V150L230 149H228V150H230V151H228L227 150V152H226V156L224 157V155H225V153H224V155H223V157L225 158V163L223 162V164L222 163H220V165L222 166L221 167V170H224V171H226L229 167H227L228 166V163H229V161H231V160H229L230 158H231V155H235L236 157H238V158H240L239 159V165L241 164V163H244V164H246V166H247V168L249 169L248 171H250V172H253V173H261V171H262V167L259 165V162L258 161H256L255 162V160H250L251 159V152L253 151L254 152V150L256 149V148H258V149H260V145L258 146L257 145V143H258V138H256L255 136L253 137L252 136V134H251V136H250V134H248V133H251L250 131L248 132V133H246L247 131H245L246 129H242L244 126H249L250 127V125L252 126L254 123V120H253V118H248ZM116 120V119H115ZM119 120V119H118ZM117 120V121H118ZM125 120V119H124ZM134 120V119H133ZM138 120V119H137ZM176 120V119H175ZM222 120V119H221ZM257 120V119H256ZM258 120H260V117L258 118ZM113 121V120H112ZM129 121V120H128ZM131 121V120H130ZM129 121V122H130ZM142 121V120H141ZM142 121V122H143ZM146 121H144V124H145V122ZM172 121V120H171ZM173 123L175 122V121H172ZM236 122V123H235ZM253 124H252V123ZM121 123V122H120ZM123 123V122H122ZM122 123L120 124V125H122ZM126 123V122H125ZM157 123V122H156ZM261 123V122H260ZM109 124V123H108ZM119 124V123H118ZM117 124V125H118ZM136 124V123H135ZM148 124V123H147ZM154 124V125H153ZM168 124V125H167ZM227 124H226V126H227ZM113 125V124H112ZM116 125V124H115ZM116 125V126H117ZM138 125V124H137ZM172 125V124H171ZM234 125V126H233ZM259 125H261V124H259ZM263 125V124H262ZM261 125V126H262ZM114 126V125H113ZM126 126V125H125ZM139 126V125H138ZM142 125H140L139 127H141ZM144 126V125H143ZM145 126H148V125H145ZM156 126H157V124H156ZM156 126H155V128H156ZM159 126V125H158ZM261 126H260V128H261ZM122 128H123V126H121ZM121 127H119V128H121ZM126 127H128V126H126ZM135 127H137V126H135ZM135 127H134V129H135ZM171 127V126H170ZM218 127H219V129H220V132H218V131H216V129H218ZM229 127V126H228ZM228 127H226V129L228 128ZM253 127H255L256 128V126H253ZM252 127V128H253ZM109 128H111V127H109ZM142 128V127H141ZM151 128V127H150ZM158 128H160V127H158ZM245 128V127H244ZM247 128V127H246ZM251 128V127H250ZM251 128V129H252ZM112 129V128H111ZM131 129V128H130ZM133 129V128H132ZM131 129V130H132ZM143 129H145V128H143ZM147 129V128H146ZM174 129V128H173ZM175 129H178V128H175ZM225 129V133L227 132V130ZM259 129V128H258ZM110 130V129H109ZM120 130V129H119ZM119 130H117V131H119ZM128 130V129H127ZM137 130V132H138V130L139 129H135V131ZM141 130V129H140ZM139 130V131H140ZM222 130V131H221ZM257 130V129H256ZM112 131H114V130H112ZM117 131H116V133H117ZM120 131H122V129L120 130ZM126 131V130H125ZM133 131V130H132ZM134 131V132H135ZM255 131V130H254ZM258 131V130H257ZM111 132V131H110ZM128 132V131H127ZM137 132H136V135H137ZM140 132H142V131H140ZM140 132H138V135H139V133ZM144 132V131H143ZM214 132V133H213ZM245 132V133H244ZM260 132V131H259ZM119 133V132H118ZM123 133V132H122ZM130 133V132H129ZM217 133V134H216ZM233 133H235V131L233 132ZM120 134V133H119ZM124 134V133H123ZM126 134V133H125ZM128 134V133H127ZM145 134V133H144ZM160 134V135H159ZM214 134V135H213ZM216 134V135H215ZM223 134V133H222ZM228 134V133H227ZM258 134V133H257ZM115 135H117V134H115ZM137 135V136H138ZM172 135V134H171ZM233 135V134H232ZM238 135V134H237ZM249 135V136H248ZM260 135V134H259ZM121 136H122V134H121ZM125 137H126V135H124ZM123 136V137H124ZM133 136H134V134H133ZM224 136H227V135H224ZM257 136V135H256ZM107 137V136H106ZM111 137V136H110ZM124 137V138H125ZM232 137V136H231ZM250 137H253V138H250ZM102 138V137H101ZM119 138V137H118ZM131 138V137H130ZM133 138V137H132ZM140 138H141V136H140ZM227 138V137H226ZM229 138V137H228ZM235 138H237V137H235ZM264 138V137H263ZM100 139V138H99ZM110 139V138H109ZM115 139V138H114ZM122 139V138H121ZM120 139V140H121ZM129 139V138H128ZM135 139H139L138 137L137 138H135ZM134 138L132 139L133 141L135 140ZM252 139V141H250ZM110 140H112V139H110ZM109 140V141H110ZM123 140H125V139H123ZM122 140V141H123ZM130 140V142H131V139H129ZM188 140H190V141H188ZM207 140H209L210 141V143H209V141L207 142ZM245 140L247 141V142H249L250 143V146L251 147H254V148H251L250 146H248V144H247V142H246V144H247V147H250L248 150L249 151H247V150H245V151H243V150H241L242 148H240L241 147V144H243L244 142H245ZM103 141V140H102ZM107 141V140H106ZM114 141V140H113ZM115 141H116V139H115ZM117 141H119V140H117ZM127 141V140H126ZM126 141H124V142H126ZM136 141V140H135ZM235 141V140H234ZM244 141V142H243ZM119 142H121V141H119ZM118 142V143H119ZM124 142H122V144L124 145ZM141 142L142 141H140V143H139V140H138V143L139 144H141ZM143 142V143H144ZM223 142V141H222ZM263 142V140L261 141V144H263L262 143ZM105 143V142H104ZM114 144H116L117 142H113ZM127 143H129V141L128 142H126V145H129V146H131V145H133L134 143L133 142H131V143H133V144H127ZM137 143V142H136ZM253 143H256L254 146H252L253 145ZM245 144V143H244ZM259 144H260V141H259ZM105 145V144H104ZM137 145V144H136ZM142 145V144H141ZM116 146V145H115ZM113 147V148H116V147ZM120 146V145H119ZM263 146V145H262ZM121 147H123V146H121ZM125 147V146H124ZM123 147V148H124ZM128 147V146H127ZM133 147V146H132ZM264 147V146H263ZM262 147V148H263ZM120 148V147H119ZM119 148L117 149V150H119ZM126 148V147H125ZM131 148V147H130ZM138 148V147H137ZM193 148H194V150H193ZM216 148V149H215ZM230 148V147H229ZM73 149V148H72ZM71 149V150H72ZM111 149V148H110ZM132 149V148H131ZM135 149V148H134ZM247 149V148H246ZM257 149V150H258ZM114 150V149H113ZM121 150H122V148H121ZM120 150V151H121ZM124 150V149H123ZM125 150H127V148L125 149ZM198 150V151H199ZM263 150H264V148H263ZM108 151V150H107ZM106 151V152H107ZM119 151V152H120ZM128 152L130 151V150H127ZM139 151V150H138ZM72 152V151H71ZM74 152V151H73ZM101 152H102V150H101ZM105 152V151H104ZM123 152V151H122ZM127 152V153H128ZM259 152V151H258ZM262 152V151H261ZM109 153V152H108ZM118 153V152H117ZM251 153V154H250ZM121 154H123V153H121ZM124 154H125V151H124ZM136 154V153H135ZM256 154H257V152H255V154H254V156H256ZM261 154V153H260ZM72 155H74V153L72 154ZM77 155V154H76ZM105 155V154H104ZM129 155V154H128ZM183 155H186L185 157H186V160H182V158L181 157H183ZM197 155V154H196ZM259 155V154H258ZM107 156V155H106ZM262 156H264L263 155V153H262ZM111 157L113 158V159H115L116 161V163L115 164H119L120 162H121V160H122V158H121V156L119 155V154H116V153H114V154H112L111 155ZM131 157V156H130ZM184 157V158H185ZM222 157V156H221ZM257 157L258 156H256V159H257ZM262 158H264V157H262ZM124 159V158H123ZM193 159V158H192ZM191 158H190V160H192ZM129 160V159H128ZM189 160V161H190ZM258 160V159H257ZM126 161H127V159H126ZM197 161H199V160H197ZM89 162H94L93 160L92 161H89ZM128 162V161H127ZM129 162H130V160H129ZM202 162V161H201ZM191 163H192V161H191ZM195 164H197V162L195 163ZM202 164V163H201ZM203 164H204V162H203ZM227 164V165H226ZM237 164V163H236ZM235 164V165H236ZM244 164H242V165H244ZM255 164H257V166L258 167H255L254 165ZM264 163H262V165H263ZM206 165H203V167L204 166H206ZM238 165V164H237ZM238 165V166H239ZM241 165V166H242ZM190 166V165H189ZM229 166H230V164H229ZM245 166V167H246ZM191 167H193V165L191 166ZM196 167V166H195ZM207 167V166H206ZM205 167V168H206ZM209 167V168H210ZM235 167V166H234ZM233 167V168H234ZM199 168V167H198ZM195 169V168H194ZM236 169V168H235ZM234 169V170H235ZM245 169V168H244ZM191 170H193V168L191 169ZM207 170H210V169H206V171ZM212 170V171H213ZM195 171V170H194ZM201 171V170H200ZM204 171H205V169H204ZM245 171V170H244ZM207 172H209V171H207ZM230 173V172H229ZM244 173V172H243ZM232 174V173H231ZM236 174V173H235ZM242 174V173H241ZM246 174V173H245ZM106 175H104V176H106ZM208 175V174H207ZM257 175V174H256ZM218 176V175H217ZM260 176L261 175H259V178H260ZM210 177V176H209ZM255 177V176H254ZM211 178V177H210ZM209 178V179H210ZM213 178V177H212ZM208 179V178H207ZM235 179V178H234ZM263 180V179H262ZM212 181V180H211ZM210 182V181H209ZM235 182V181H234ZM241 182V181H240ZM257 182V181H256ZM242 183L243 182H241V185H242ZM258 183V182H257ZM225 184V183H224ZM250 184V183H249ZM241 185H239V186H241ZM258 189H260V191H261V183L259 182L258 184ZM256 185V186H257ZM251 186V185H250ZM249 186V187H250ZM255 186V187H256ZM207 187V188H206ZM215 187V186H214ZM214 187H212V188H214ZM238 187V186H237ZM263 187V186H262ZM104 188V187H103ZM241 188V187H240ZM99 189H101V188H99ZM112 189H114V188H112ZM242 189V188H241ZM223 190V189H222ZM112 191V190H111ZM214 191V190H213ZM249 191H251V190H249ZM102 192V191H101ZM103 192H105V190L103 191ZM217 192V191H216ZM221 192V191H220ZM134 193V194H133ZM261 193V192H260ZM109 194H110V192H109ZM248 194H249V192H248ZM262 194V193H261ZM264 194V193H263ZM262 194V195H263ZM207 195V196H206ZM254 195V194H253ZM257 196H258V198H260L259 197V194H256ZM226 196V195H225ZM229 196V195H228ZM227 196V197H228ZM252 196V195H251ZM244 197V196H243ZM120 198V197H119ZM222 198H223V196H222ZM257 198V197H256ZM123 199V198H122ZM121 199V200H122ZM228 199H229V197H228ZM262 199V198H261ZM230 200H231V198H230ZM251 200V199H250ZM242 201V200H241ZM240 201V202H241ZM252 201V200H251ZM262 201H263V199H262ZM244 202H245V200H244ZM257 202V199H255V202L254 203H256ZM226 204H227V201L225 202ZM259 203V202H258ZM251 206H250V205ZM252 202H248V204H245V205H249L251 208H252ZM257 204V203H256ZM260 205H261V203H259ZM129 205V204H128ZM152 205H150L151 206V213L153 214L155 211V209L152 211ZM263 205V204H262ZM261 205V206H262ZM223 206V207H222ZM255 206V207H254ZM254 206H253V208H255V212H257V213H255L254 214V219H255V221L256 222H258L260 225L262 224V222L261 221H263L264 220V217H261L262 216V213L259 211V206H256L255 204H254ZM235 207V206H234ZM234 207H232L233 209H234ZM249 207V208H250ZM222 208V209H221ZM225 208V207H224ZM230 208H231V206H230ZM230 208H227L228 210L227 211H231V210H229ZM251 208L250 209H248V210H251ZM253 208H252V210H253ZM263 208H264V205H263ZM148 209V208H147ZM149 209H150V207H149ZM243 209V208H242ZM262 209V208H261ZM156 210V211H157ZM159 210V211H160ZM226 210V209H225ZM224 209L222 210V211H225ZM246 210V209H245ZM135 211V210H134ZM149 211V210H148ZM222 211L220 212L221 213V215H223L222 214ZM225 212V216H226V213H228V212ZM233 211V210H232ZM254 211V210H253ZM158 212V211H157ZM161 212V211H160ZM240 212H241V210H240ZM263 212H264V210H263ZM149 213V212H148ZM156 213V212H155ZM162 213H160V214H162ZM224 213V212H223ZM231 213V212H230ZM248 213V212H247ZM253 213V212H252ZM151 214V215H152ZM158 214H159V212H158ZM159 214V215H160ZM232 214V213H231ZM234 214V213H233ZM149 215H150V213H149ZM150 215V216H151ZM163 215V214H162ZM158 216L160 219H163L162 217L163 216ZM149 216V217H150ZM154 215H152L151 217H153ZM227 216H230L231 217V215H229V213L227 214ZM253 216V215H252ZM264 216V215H263ZM144 217V216H143ZM156 217H157V215H156ZM156 217H153V218H155L156 219V221L159 219V218H156ZM261 217V218H260ZM147 218V217H146ZM226 218V217H225ZM222 219V218H221ZM230 219V218H229ZM246 219V218H245ZM248 219H250V218H248ZM253 219V220H254ZM149 220H150V218H149ZM226 220H228V219H226ZM231 220V219H230ZM150 221H152V222H154L155 220H153L152 218H151V220ZM149 221V222H150ZM161 221V220H160ZM224 221V220H223ZM214 222H216L217 224H215L214 225ZM227 222V221H226ZM225 222V223H226ZM243 222H245V221H243ZM224 223V222H223ZM242 223V222H241ZM253 223V222H252ZM152 224V223H151ZM159 224V223H158ZM221 224H222V222H221ZM250 224V223H249ZM263 224H264V222H263ZM155 225V224H154ZM160 225V224H159ZM159 225H157L158 227H159ZM162 225V224H161ZM235 225V224H234ZM245 224H243V226H244ZM254 225H255V223H254ZM149 226V225H148ZM152 226V225H151ZM218 226V225H217ZM232 226V225H231ZM239 226V225H238ZM242 226V227H243ZM246 226V225H245ZM150 227V226H149ZM240 228H241V226H239ZM262 227V226H261ZM248 228V227H247ZM252 228V227H251ZM258 228H260V227H258ZM151 229H153V227L151 228ZM160 229L161 228H159V231H160ZM219 229V230H218ZM158 230V229H157ZM218 230V231H217ZM225 230H226V232H228V230L225 228ZM225 230L223 231V229H222V231H221V233L222 232H224L223 234L225 235ZM243 230L245 231V229L243 228ZM251 230V229H250ZM258 230V229H257ZM257 230H256V232H257ZM154 231H156V230H154ZM217 231V232H216ZM219 231V232H220ZM236 231H238V230H236ZM253 231H254V229H253ZM152 232V231H151ZM162 232V231H161ZM230 232V231H229ZM160 233V232H159ZM240 233V232H239ZM247 233V232H246ZM222 234V235H223ZM245 234V232H243V234L242 235H244ZM260 234H261V232H260ZM157 235V234H156ZM159 235V234H158ZM219 235H221V234H218V236ZM221 235V236H222ZM241 235V236H242ZM245 235H248V234H245ZM249 235H250V239H252V242H253V240H255V239H257V236L259 235L258 234V232H257V235H256V238L254 237V234L252 235V234H250L249 233ZM154 236H155V233H154ZM160 236V235H159ZM229 238L231 237V234L229 233L228 235H227ZM153 237V236H152ZM151 237V238H152ZM157 237V236H156ZM225 237V236H224ZM240 237V236H239ZM253 237L255 238V239H253ZM259 237V236H258ZM157 238H159V237H157ZM218 238V237H217ZM222 238V237H221ZM220 236H219V240H218V242H221L220 241ZM226 238V237H225ZM224 238V239H225ZM235 238V237H234ZM246 238V237H245ZM153 239V238H152ZM163 239V240H164ZM249 240V239H248ZM258 240V239H257ZM259 240H260V244H261V239L259 238ZM155 241L157 242V240H156V238H155ZM158 241H159V239H158ZM162 241V240H161ZM161 241H160V243H161ZM165 241V240H164ZM227 241V240H226ZM163 242V241H162ZM204 242V241H203ZM213 242V241H212ZM216 242V240L214 241V243ZM218 242H216V243H218ZM246 242V241H245ZM250 242H251V240H250ZM251 242V243H252ZM152 243V242H151ZM206 243H208V242H206ZM223 243V242H222ZM257 243H258V241H257ZM155 244V243H154ZM166 244H168V243H166ZM199 245H201L200 243H198ZM209 244V243H208ZM227 244V243H226ZM254 244V243H253ZM252 244V245H253ZM256 244V243H255ZM157 245V247L154 245V248L155 249H157L158 248V244H156ZM163 244H161V246L159 247V248H161V251H162V249H164V248H162L163 246H162ZM165 245V244H164ZM199 245L197 246V245H195V247H197V251L199 250V252H201L202 251V249H203V247H204V245L203 246H201V248L199 249ZM211 245H213V244H211ZM219 245H220V243H219ZM222 246H218L219 248L221 247V248H223V244H221ZM225 245V244H224ZM247 245V244H246ZM258 246H259V243L257 244ZM152 247H153V245H151ZM169 246V245H168ZM214 246H215V244H214ZM216 246H217V244H216ZM250 247V246H249ZM254 247H256L258 250H260V252H264V250L260 247V249L256 246V245H254ZM168 248V247H167ZM194 248V247H193ZM213 249H211L212 251L215 249L214 247H212ZM250 248H252V247H250ZM209 249H210V247H209ZM209 249H205L206 250V253H204V251H202L204 254H207L208 252L207 251H209L211 254L214 252L215 253V251L216 250H214L213 252L211 251V250H209ZM228 249V248H227ZM229 249H230V247H229ZM245 249V248H244ZM246 249H247V246H246ZM201 250V251H200ZM256 249H254L253 251H255ZM224 251V250H223ZM222 250H221V252H223ZM257 251V250H256ZM152 252H155V250L154 251H152ZM217 252V251H216ZM225 252V251H224ZM231 252V251H230ZM259 252V253H260ZM209 253V254H210ZM253 253V252H252ZM202 254V253H201ZM203 254V256H205L206 257V255H204ZM210 254V256H215V255H211ZM226 254V253H225ZM228 254V253H227ZM257 255V253H254V255ZM243 255H245V254H243ZM251 255V254H250ZM249 255V256H250ZM226 256V255H225ZM238 256V255H237ZM246 256V255H245ZM252 256V255H251ZM224 257V256H223ZM255 257V256H254ZM258 257V256H257ZM226 258V257H225ZM239 258V257H238ZM259 258V257H258ZM257 258V259H258ZM264 258V257H263ZM245 259V258H244ZM247 259V258H246ZM250 259V258H249ZM257 259H256V257H255V260H256V262H257ZM221 261H222V258L220 259ZM224 260V259H223ZM234 260V259H233ZM254 260V261H255ZM262 260V259H261ZM253 261V262H254ZM246 262V261H245ZM251 262V261H250ZM252 262V263H253ZM216 263V262H215ZM217 263H219V261L217 262ZM216 263V264H217ZM221 263V262H220ZM228 263H230V262H228ZM227 263V264H228ZM232 263V262H231ZM244 263V262H243ZM166 264H167V262H166ZM245 264V263H244ZM251 264V263H250ZM257 264V263H256Z\"/></svg>", "mask_w": 264, "mask_h": 264}, {"label": "crops", "instance_id": "crops-1", "mask_svg": "<svg viewBox=\"0 0 264 264\" xmlns=\"http://www.w3.org/2000/svg\"><path fill=\"white\" fill-rule=\"evenodd\" d=\"M3 109L0 264H122L120 252L108 254L101 206L85 203L84 189L60 188L58 174L43 171L41 142L22 137Z\"/></svg>", "mask_w": 264, "mask_h": 264}]
</instances>
